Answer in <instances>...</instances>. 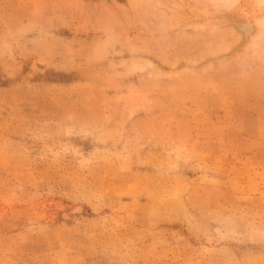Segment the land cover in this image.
I'll use <instances>...</instances> for the list:
<instances>
[{"label": "rangeland", "instance_id": "obj_1", "mask_svg": "<svg viewBox=\"0 0 264 264\" xmlns=\"http://www.w3.org/2000/svg\"><path fill=\"white\" fill-rule=\"evenodd\" d=\"M0 264H264V0H0Z\"/></svg>", "mask_w": 264, "mask_h": 264}, {"label": "bare ground", "instance_id": "obj_2", "mask_svg": "<svg viewBox=\"0 0 264 264\" xmlns=\"http://www.w3.org/2000/svg\"><path fill=\"white\" fill-rule=\"evenodd\" d=\"M246 29H247L248 31H250V26H249V27H247ZM246 29H245V30H246Z\"/></svg>", "mask_w": 264, "mask_h": 264}]
</instances>
